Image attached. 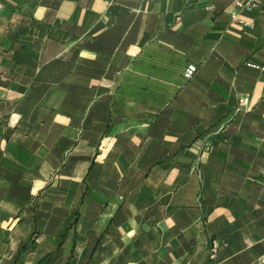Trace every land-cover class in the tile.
Instances as JSON below:
<instances>
[{"label": "crops", "instance_id": "1", "mask_svg": "<svg viewBox=\"0 0 264 264\" xmlns=\"http://www.w3.org/2000/svg\"><path fill=\"white\" fill-rule=\"evenodd\" d=\"M236 1L0 0V264H264V5Z\"/></svg>", "mask_w": 264, "mask_h": 264}, {"label": "built area", "instance_id": "2", "mask_svg": "<svg viewBox=\"0 0 264 264\" xmlns=\"http://www.w3.org/2000/svg\"><path fill=\"white\" fill-rule=\"evenodd\" d=\"M263 5H264V0H237L236 1L237 10H252V9L260 8ZM232 16L236 20L237 19V12L233 11ZM109 24L110 23L107 22V25H109ZM247 63L249 65H253V66L258 67V65L253 63V62H247ZM197 70H198L197 64L190 63L185 69V76L186 77H192L197 72ZM239 103L240 104L237 108L238 110L242 109L243 106L248 105V98L247 97L241 98Z\"/></svg>", "mask_w": 264, "mask_h": 264}]
</instances>
